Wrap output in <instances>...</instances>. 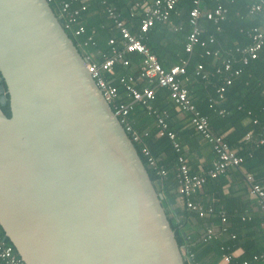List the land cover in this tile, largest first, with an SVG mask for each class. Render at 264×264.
Returning a JSON list of instances; mask_svg holds the SVG:
<instances>
[{"label": "water", "instance_id": "water-1", "mask_svg": "<svg viewBox=\"0 0 264 264\" xmlns=\"http://www.w3.org/2000/svg\"><path fill=\"white\" fill-rule=\"evenodd\" d=\"M0 74V227L24 264H186L163 195L48 0H0Z\"/></svg>", "mask_w": 264, "mask_h": 264}, {"label": "trees", "instance_id": "trees-1", "mask_svg": "<svg viewBox=\"0 0 264 264\" xmlns=\"http://www.w3.org/2000/svg\"><path fill=\"white\" fill-rule=\"evenodd\" d=\"M62 1L71 3V12L75 9H80L81 3L75 0H54L50 2L53 11L59 17L60 22L64 24L65 18L61 17L60 12ZM193 1L179 0L178 9L181 10L182 16L177 18V26L171 28L174 30L173 37H167L170 30L169 24L157 23L142 37V40L164 68L168 69L182 61H187L186 78H188V82H185V86L190 91V100L196 105L198 111L209 119L210 127L214 133L224 135L228 144L237 150L239 156L243 159L241 166L253 175L255 180L264 183V144H258V140L264 133V47L259 51L257 59L250 60L247 65L242 62V59L248 56L245 50L253 44L252 31L254 29L264 31V0H222L221 4L227 11L225 21L215 25L212 21L201 18L202 35L200 39L206 43V46L201 47L198 45L193 53L188 54L185 51L187 37L190 33L187 18L193 8ZM110 2L117 8L122 19H126L127 26L134 33L138 31L140 20L131 17L130 9L136 3L152 4V1L148 0H132L130 5H127V0L124 3L121 0H110ZM202 2L207 9H214L219 4L215 0H202ZM256 4H261L262 10L251 14V8ZM91 10L87 5V9L80 14L78 22L73 26V29H78L79 26L85 27V33L82 36L74 35L71 30H68L67 33L86 59L90 57L92 62L100 65L105 56L107 57L111 54L109 39L120 40V33L114 23L113 26L111 24L108 25L106 18L105 20H100L98 17L90 16ZM89 37L93 38L92 45L85 47L84 43ZM211 39L214 40L213 43L210 42ZM207 51L211 52V55H207ZM215 51H218L221 55L218 60H215L213 55ZM128 58L130 59L129 66L116 64L113 74L107 75L108 82L117 86L122 97L121 103L131 99L128 98L120 79L123 77L129 78V76L136 79L140 73L141 57L131 54L128 55ZM228 59L232 61L233 68L241 70V73L233 77L232 85L226 88L224 99L221 100L218 98L217 89L223 84L224 78L229 73L223 71L222 74H218L217 69L222 68L223 61ZM199 65L203 66L202 74L196 73ZM203 74L207 75L206 79L203 78ZM147 85L148 83L144 81L139 83L137 87L141 89ZM191 88L195 89L194 92H192L193 89L191 90ZM150 105L159 112L166 110L168 113V124L170 128H173L171 121L176 117V108L178 107L171 99L169 90L156 88L155 99L151 101ZM3 110L10 117L9 107H3ZM220 111H224V113L220 114ZM128 118L134 122L136 132L142 135L148 133L147 136H143L142 143L134 142V144L151 180L163 195L162 204L166 209L179 247L182 250H188L189 253L194 255V264H203L211 255L205 258L202 256L203 251L199 249L198 244L196 247L191 246L187 230V217L190 213L188 211L181 213L177 208L173 207L175 206L177 194L175 190L178 186L175 165L179 153L175 151L172 142L167 137H157V129L154 125L156 116L152 115L147 107L136 105ZM176 133L182 145L189 144L190 140H196L198 143L202 140V136L193 129L186 132L176 131ZM249 133L251 138L246 140L245 137ZM143 145L148 146L152 156L158 160L159 168L164 169L167 173L166 175H159L155 169L149 166L146 157L142 153ZM209 147L212 150V147ZM261 220L258 222L253 220L254 222L252 221L251 223L253 227H256L255 230L259 229L257 232L262 234L264 242V229L260 228L262 225ZM199 222L205 226L210 221L207 218H201ZM231 222V232L233 234L239 233V228L245 223L233 219ZM0 235L5 238L8 245L13 246L5 237L1 227ZM222 245L215 239L206 248L213 246V252L217 255H220V253L221 255L229 254V251L224 253L221 250ZM248 253L247 258L243 260H248L252 264H263L254 261L253 258L256 255L264 254V250L257 249ZM0 262L3 264L1 260Z\"/></svg>", "mask_w": 264, "mask_h": 264}, {"label": "built area", "instance_id": "built-area-1", "mask_svg": "<svg viewBox=\"0 0 264 264\" xmlns=\"http://www.w3.org/2000/svg\"><path fill=\"white\" fill-rule=\"evenodd\" d=\"M49 2L54 0H48ZM81 3L80 9L70 11L71 3L68 1H62L60 12L61 17L65 18L63 27L66 31L71 30L74 35L82 36L85 33V27L79 26L78 29H73V26L78 22L80 14L87 9L86 0H75ZM219 4L214 9H207L202 0H194L193 8L189 13V27L190 33L187 37L185 45V51L188 54L194 52L196 46L205 47L206 43L203 42L200 37L202 35V28L200 26V19L205 18L212 21L215 25H219L226 19V9L221 4L222 0H215ZM102 13L106 14L111 21L115 24L120 33V40L115 38L109 39V45L111 48L110 56H105L103 62L98 65L88 60V69L96 81L97 86L103 92V95L107 102L111 105L116 116L120 119L124 125L126 131L131 134L133 142L142 143V135L135 131L134 127L128 120V117L134 110L136 105H142L150 109V103L155 99L156 88H166L170 92L171 99L175 102L179 110L191 115V125L193 129L202 136V139L208 143L215 155L212 166L209 170L202 174H192L186 158L181 153L182 149L177 142L176 134L169 129L167 124V113H157L150 109L156 116L158 122V129L160 137H167L173 144L178 156V173H177V193L183 198L186 208L196 213L199 218H205L207 214H215L214 208L205 209L200 204L192 201L194 194L203 187L209 179H218L224 176L227 171L232 167H240L243 163L242 157L239 156L236 149H233L225 140V136L222 134L214 133L210 127L209 119L202 115L196 108V105L189 98V90L185 86V82H188L186 78L187 73V61H182L170 68H164L158 61L157 57L150 51V49L143 42L142 37L147 34L157 23L167 24L171 22V17L178 14V2L179 0H153L152 4L148 3H136L131 9V17L139 18L140 24L137 33H134L127 26L126 21L122 19L121 14L117 8L110 2V0H99ZM262 10L261 4L253 5L251 8V14L260 12ZM141 13V14H140ZM181 29V28H180ZM253 44L249 46L245 52L248 56L242 59L244 65H247L250 60L258 58L259 51L264 47V31L254 29L252 31ZM93 38L89 37L84 45L85 47L92 45ZM214 42L213 39L210 40ZM136 54L141 57V64L139 67V77L134 79L133 77H123L120 82L124 85L126 94L131 100L127 102H120L121 94L117 86L112 85L107 80V75L113 74V70L116 64H123L124 66L130 65V59L128 55ZM207 55H211V52L207 51ZM215 60H218L221 55L218 51L213 53ZM203 66L197 67V74L203 73ZM228 72L224 78L223 84L217 89L219 99H224L226 88L232 85L233 77L238 76L241 70L234 69L232 61L230 59L224 60L222 68L217 69L218 74L222 72ZM203 78L206 79L207 75L203 74ZM146 81L147 86L139 89L137 86L139 83ZM224 111H220L223 114ZM256 123V122H254ZM147 136V134H145ZM251 134L249 133L245 139L249 140ZM258 144H264V133L258 140ZM142 145V144H141ZM142 153L147 159L150 167L155 169L159 175H166L164 169H160L157 160L152 156L150 149L147 146L142 147ZM246 181L250 185L249 193L256 198L259 202L260 208L264 211V183L255 180L254 176L248 174ZM222 222H226V215L220 214ZM226 229H224L225 231ZM216 238V233L212 228L206 230V240H213ZM235 238V236H232ZM186 264H194V255L182 250ZM0 260L3 264H24L15 248L6 243L4 237L0 235ZM254 261L264 263V254L256 255L253 258ZM223 261L227 264L233 262L232 254H224ZM236 264H252L248 260H244Z\"/></svg>", "mask_w": 264, "mask_h": 264}, {"label": "crops", "instance_id": "crops-1", "mask_svg": "<svg viewBox=\"0 0 264 264\" xmlns=\"http://www.w3.org/2000/svg\"><path fill=\"white\" fill-rule=\"evenodd\" d=\"M124 1L125 0H121V2L123 3ZM131 1L132 0H127L126 2L127 5L128 4L130 5ZM148 1L153 2V0H148ZM86 4L92 9L90 12V16H93L95 18L98 17V19L100 20L103 19L105 20L106 18L108 25L111 24L113 26V22L111 21V19L107 15L105 16V14L102 13L99 0H86ZM131 9H130V14L132 12ZM180 16H182V13L181 10L178 9V14L175 15V18L173 15L171 17V22L167 23L170 26L169 28L170 32L168 31L167 37L174 36L173 35L174 30L171 28L177 26L176 21L177 18ZM187 19L189 21V17ZM124 20L126 21L125 18ZM192 89L193 88H191V90ZM194 90L195 89H193L192 92H194ZM150 109L160 114H163L164 112L167 113L166 110L159 112L158 110L153 109L151 105H150ZM176 111H177L176 117H174V119L171 121L173 128H170V125L168 124L167 121L169 129L176 134L177 142L180 144L182 149L181 153L186 158L191 173L202 174L205 171L209 170L212 166V163L215 158L213 150H211V148L209 147L210 145L206 143L203 139L199 141V143L196 140H190L189 144L182 145L180 143L176 131L186 132L190 129L192 130L193 127L191 125V115L189 113L182 112L181 110H179V108H176ZM151 114L154 115L152 111ZM128 120L131 123V125L134 127V122L130 121V118H128ZM154 125L157 129V137L161 138L158 132L159 131L158 122L156 118L154 119ZM180 127L182 128L178 130ZM145 134L148 135V133H144L143 135L141 134L142 139L143 136H146ZM175 173L176 175L178 173V161L176 162L175 165ZM248 174L250 173L247 172L246 169L242 166L237 168L232 167L227 171V173L224 176H221L216 180L209 179L206 182V184L203 187H201L196 194H194L192 198L193 202L200 204L205 209L208 208L215 209V214H207L206 217L204 218V219L207 218L208 221H210L208 225L205 226H203V224L199 222L201 218H199V216L196 213L191 212L186 208L184 200L182 197L178 195L176 188L175 191L177 194H176L175 206L173 207L177 208L181 213L186 211L190 213L189 215L187 214L188 215L187 230L189 235L188 239L191 242V246L196 247L198 244L199 249L203 251L202 256L205 258L206 256L211 255L210 258H207V260H205L203 264H227L226 262L223 261L224 254L222 255L221 253L220 255L215 254L213 252L214 251L213 246L206 248L207 246L210 245V242L215 241V239L219 241L220 244H223L221 250L224 251V253L226 251L227 252L229 251V254H232L233 262L231 264H236L244 261L243 259L247 258V255H249L248 252L250 251H256L257 249L264 250V242L262 240V234L257 232L259 231V229L255 230L256 227H253L251 223L253 220L258 222L261 219H263L261 220L262 225L260 228L264 229V211L260 208L258 200L253 196H251L249 193L250 185L245 179ZM159 188L162 189L161 187ZM221 213H224L226 215L227 221L225 223L221 221L220 218ZM232 219L240 220L246 223V224L244 223V225L239 228L238 230L239 233L233 234L231 232ZM208 228H212L215 231L216 233L215 239L206 240V230ZM224 229L226 230L224 231ZM232 236H235V238H232ZM184 251L189 253V251L186 249H184Z\"/></svg>", "mask_w": 264, "mask_h": 264}, {"label": "flooded vegetation", "instance_id": "flooded-vegetation-1", "mask_svg": "<svg viewBox=\"0 0 264 264\" xmlns=\"http://www.w3.org/2000/svg\"><path fill=\"white\" fill-rule=\"evenodd\" d=\"M0 85H2V86H4V89L6 90V85H5V82H4V80L2 79V76H1V74H0ZM5 96H6V100H7V103H6V105H4V106H1V108H2V110H3V107H9V109H10V104H9V95L7 94V91L5 92ZM4 111V110H3ZM5 113V112H4ZM10 113H11V111H10ZM6 114V113H5Z\"/></svg>", "mask_w": 264, "mask_h": 264}]
</instances>
